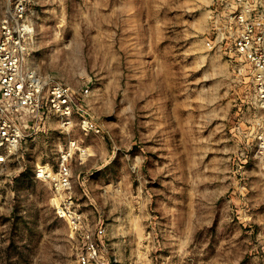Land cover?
Wrapping results in <instances>:
<instances>
[{
    "label": "rangeland",
    "instance_id": "374dc122",
    "mask_svg": "<svg viewBox=\"0 0 264 264\" xmlns=\"http://www.w3.org/2000/svg\"><path fill=\"white\" fill-rule=\"evenodd\" d=\"M16 1L0 0V26ZM215 2L28 0L30 65L76 108L0 165V264H81L86 232L36 177L65 153L106 264H264V161L235 130L230 62L207 46Z\"/></svg>",
    "mask_w": 264,
    "mask_h": 264
},
{
    "label": "built area",
    "instance_id": "2783aa9c",
    "mask_svg": "<svg viewBox=\"0 0 264 264\" xmlns=\"http://www.w3.org/2000/svg\"><path fill=\"white\" fill-rule=\"evenodd\" d=\"M28 0H17L0 26V165L9 166L19 158L25 139L50 115L64 124L71 122L76 92L62 83H49L37 75L29 62L31 28ZM210 49L223 51L230 62L236 89L235 130L254 147L253 157L264 161V0H216L211 9ZM86 88L84 93H88ZM88 127L87 121H84ZM99 133L96 127H88ZM94 128V129H93ZM70 154H62L58 169L42 166L38 179L49 181L61 197L58 214L72 233L85 231L86 247L81 264H106L95 237L98 228H85L86 219L72 195Z\"/></svg>",
    "mask_w": 264,
    "mask_h": 264
},
{
    "label": "crops",
    "instance_id": "0c3cea01",
    "mask_svg": "<svg viewBox=\"0 0 264 264\" xmlns=\"http://www.w3.org/2000/svg\"><path fill=\"white\" fill-rule=\"evenodd\" d=\"M41 130H42V128H41V126L40 127H37L36 129H35V131H33L26 139H25V141L23 142V144H22V150H23V152H24V154L26 155H28V153H30V150H36V148L34 147V145L36 144H38L37 142H38V139H39V136H37L38 134H39V132H41ZM28 138H32V140H28ZM233 150H234V148H233ZM26 151H28V152H26Z\"/></svg>",
    "mask_w": 264,
    "mask_h": 264
}]
</instances>
